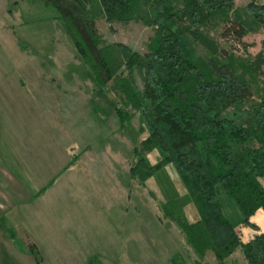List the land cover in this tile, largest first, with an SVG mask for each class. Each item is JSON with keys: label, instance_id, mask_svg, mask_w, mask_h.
<instances>
[{"label": "rangeland", "instance_id": "rangeland-1", "mask_svg": "<svg viewBox=\"0 0 264 264\" xmlns=\"http://www.w3.org/2000/svg\"><path fill=\"white\" fill-rule=\"evenodd\" d=\"M235 1L241 8L251 2ZM7 9L8 4L6 14ZM14 14L15 27L0 33V91L9 99L0 108V157L4 161L6 154L18 153L23 162L32 157L33 173L0 174V264H248L241 250L222 262L211 251L198 260L185 233L165 215L163 205L171 206L175 197L161 183L163 175L144 182L130 175L135 147L150 162L160 154L143 150L148 134L139 112L122 126L116 107L126 99L115 79L107 86L98 83L63 25L52 19L54 12L42 3L28 1ZM97 26L103 46L123 42L141 53L154 35L153 27L140 22L109 25L101 19ZM248 30L241 41L211 35L230 55L249 59L262 50L264 28L258 23ZM135 80L142 86L138 75ZM16 90L28 104L29 93H36L40 104H34L33 122L15 106ZM175 172L168 164L161 174L185 195ZM174 200L187 217L189 203ZM254 225L239 226L240 238L242 226L258 230Z\"/></svg>", "mask_w": 264, "mask_h": 264}, {"label": "trees", "instance_id": "trees-1", "mask_svg": "<svg viewBox=\"0 0 264 264\" xmlns=\"http://www.w3.org/2000/svg\"><path fill=\"white\" fill-rule=\"evenodd\" d=\"M21 1L7 0L8 13L18 12ZM29 1L54 12L52 19L63 25L99 84L115 79L126 99L116 107L122 126L139 112L148 134L142 148L157 150L160 159L152 164L135 147L130 175L141 182L163 175L161 183L175 198L195 205L200 218L194 222L175 198L163 209L198 260L211 251L222 262L241 250L248 264H264V233L245 243L237 231L241 225L256 227L250 219L264 209V41L257 55L240 59L211 35L241 41L250 25L264 28V2L251 0L241 8L235 0ZM101 19L153 27L146 52L123 42L103 46ZM168 164L185 195L161 174ZM10 232L15 238V230Z\"/></svg>", "mask_w": 264, "mask_h": 264}, {"label": "crops", "instance_id": "crops-1", "mask_svg": "<svg viewBox=\"0 0 264 264\" xmlns=\"http://www.w3.org/2000/svg\"><path fill=\"white\" fill-rule=\"evenodd\" d=\"M29 0H22L20 2V5L23 4V3H26L28 2ZM32 2V1H30ZM6 7H7V0H0V33L3 31V29H7L6 32H10L12 31L11 29L9 28H14L15 27V24L14 23H11V19L15 16V14H9L7 13L6 14ZM17 14V12H16ZM55 20V19H54ZM11 37H12V34H11ZM15 38V37H14ZM12 39V38H11ZM15 42H17L18 40L15 38V40H13ZM35 55L37 53H34ZM1 64V62H0ZM14 71L17 69L16 68V65H14L13 67ZM8 69V66L7 68ZM10 72H6V78L8 79L9 81V84H12V79L11 77V73L13 72L12 71V67L10 68ZM0 70H1V66H0ZM15 73V72H14ZM15 79V81H13V86L16 88L18 87L20 84H19V81ZM0 82L2 83V79H1V75H0ZM4 82V81H3ZM22 82V81H21ZM22 84H25L24 82H22ZM12 86V85H11ZM25 86V85H24ZM18 90H16V93H15V106L18 107L21 110H25L26 113L22 114V112H20V115L24 117V115H26L27 119L29 118L31 120V118L33 117V113H32V110L33 109H37V105L40 104V101L38 100V98L35 96L36 93H33L34 91L32 90L30 93H29V101L31 99V102L28 104L27 103V99H19V93L17 92ZM29 92V91H28ZM33 95V96H32ZM8 101L9 99L5 97V95L0 91V108L2 107V103H7L8 104ZM34 104H36V106H34ZM28 105V106H27ZM32 107V108H31ZM39 109V108H38ZM13 111V110H12ZM19 115V117H20ZM21 117V119L23 118ZM33 122V120H31ZM75 147L71 148V150H73ZM85 149V148H84ZM88 149V147H87ZM84 154L85 155H88L86 149L84 150ZM155 152V150L153 151ZM77 155V154H76ZM5 156L7 160H4L0 157V174H9L11 176H23V175H29L31 173H33L30 169L33 168V160H32V157H29V158H26L25 162L22 161L23 157H19V154L18 153H15V154H6ZM10 156V157H9ZM154 156H155V161L154 162H151V163H156L157 160V156L156 154L154 153ZM73 164V163H72ZM71 164V165H72ZM71 165H68V166H71ZM67 167V166H65ZM172 173V171H171ZM170 173V177L171 179L173 180V176L172 174ZM177 174V172H175ZM152 179V178H151ZM154 180V179H153ZM155 181V180H154ZM178 190V189H177ZM179 192V190H178ZM187 211H189V213L187 214V219L190 221V219L192 220V222L194 221H197L199 218H200V215H199V212L198 210L196 209L195 205L192 204V203H189L186 208H185ZM250 221L254 224L257 225L258 227V230H255L253 228H250V227H247V226H242L240 228V231H242L243 235H244V238H242L241 240L243 242H248L250 241L256 234H261V233H264V211L263 209H258L256 211V213L254 215H252ZM210 253V252H209ZM236 253V252H235ZM234 253V254H235ZM214 258H215V255L214 253L212 252ZM207 256V255H206ZM232 257V256H231ZM229 257V258H231ZM228 258V259H229ZM216 260V258H215Z\"/></svg>", "mask_w": 264, "mask_h": 264}]
</instances>
